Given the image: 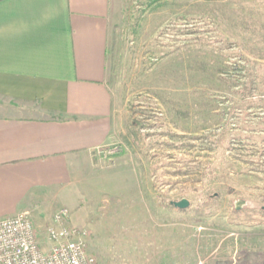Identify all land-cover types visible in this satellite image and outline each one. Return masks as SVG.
<instances>
[{"label":"rangeland","instance_id":"1","mask_svg":"<svg viewBox=\"0 0 264 264\" xmlns=\"http://www.w3.org/2000/svg\"><path fill=\"white\" fill-rule=\"evenodd\" d=\"M108 85L113 142L33 216L43 249L67 210L97 264H264V0H112Z\"/></svg>","mask_w":264,"mask_h":264},{"label":"crops","instance_id":"2","mask_svg":"<svg viewBox=\"0 0 264 264\" xmlns=\"http://www.w3.org/2000/svg\"><path fill=\"white\" fill-rule=\"evenodd\" d=\"M112 0H0V220L80 206L117 124Z\"/></svg>","mask_w":264,"mask_h":264},{"label":"built area","instance_id":"3","mask_svg":"<svg viewBox=\"0 0 264 264\" xmlns=\"http://www.w3.org/2000/svg\"><path fill=\"white\" fill-rule=\"evenodd\" d=\"M108 155L113 152L106 148ZM69 212L53 218L44 250L28 213L0 220V264H97L87 251V232L67 224Z\"/></svg>","mask_w":264,"mask_h":264},{"label":"water","instance_id":"4","mask_svg":"<svg viewBox=\"0 0 264 264\" xmlns=\"http://www.w3.org/2000/svg\"><path fill=\"white\" fill-rule=\"evenodd\" d=\"M173 205L175 208L185 210V209L189 208L190 202L188 200L184 199L181 202L173 203Z\"/></svg>","mask_w":264,"mask_h":264}]
</instances>
